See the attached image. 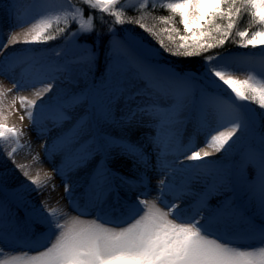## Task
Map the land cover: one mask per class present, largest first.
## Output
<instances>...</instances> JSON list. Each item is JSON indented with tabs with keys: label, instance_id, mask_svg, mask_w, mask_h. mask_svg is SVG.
Here are the masks:
<instances>
[{
	"label": "snow or ice",
	"instance_id": "6c2138e0",
	"mask_svg": "<svg viewBox=\"0 0 264 264\" xmlns=\"http://www.w3.org/2000/svg\"><path fill=\"white\" fill-rule=\"evenodd\" d=\"M78 2L90 10L87 16L72 0H32V19L17 16L15 28L21 31L0 32V75L20 70L11 88L0 82V153L15 164L18 150L31 147L21 143L27 133L7 123L4 102L9 94V107L19 100L20 120L26 117L33 129L43 119L59 127L72 121L53 142L61 155L54 171L71 212L50 207L47 200L39 206L28 203L30 192H42L53 177L47 172L43 178L32 177L24 170L28 183L9 190L18 205L24 204L23 219L0 199V264H264V0ZM158 5L168 14L146 23L151 16L147 9ZM130 6L139 14L126 15ZM97 19L110 36L104 86L93 85L87 96L65 89L45 101L64 74L73 83L72 63L82 76L95 65L97 53L80 38L95 31ZM125 24L138 26L159 49L131 34L118 39L116 26ZM62 38L63 44L52 51L60 56L61 49H79L71 63L36 54L35 46ZM226 43L249 51H216ZM16 44L26 47L6 55ZM160 49L172 57L202 61L195 72H180L160 63ZM29 88L33 99L17 95ZM83 104L87 107L74 118L72 112ZM193 109L202 146L195 135L186 143L181 140L180 128ZM145 118L157 129L150 143L160 176L151 199L152 157L146 145L131 139L145 126ZM111 125L122 129L119 137L106 131ZM114 148L119 152L113 153ZM214 153L224 156L209 159ZM118 156L131 161L134 178L110 166ZM97 157L86 183L73 178ZM196 184L201 185L198 192ZM50 186L54 192L57 186ZM122 189L143 190L132 199L122 197ZM213 197L217 202L210 205Z\"/></svg>",
	"mask_w": 264,
	"mask_h": 264
},
{
	"label": "rangeland",
	"instance_id": "374dc122",
	"mask_svg": "<svg viewBox=\"0 0 264 264\" xmlns=\"http://www.w3.org/2000/svg\"><path fill=\"white\" fill-rule=\"evenodd\" d=\"M8 1L9 0H6L5 3H7ZM72 3L75 4L78 7H84V10H85V12L88 15L90 10L87 8V6L81 5L78 2V0H72ZM5 6H6V4H5ZM135 7L136 6H130L127 9L136 11ZM149 8H150V6H149ZM87 15L85 14V16H87ZM32 16H33L32 8H29L28 11L23 12L19 16V19L23 20V21H30L32 19ZM98 16L99 15H97V17ZM6 19H7L6 14H3L2 12H0V32H3L5 34H7L9 29H14V30L18 29V28H15L16 23H14V21H11V26L6 30L5 29V23H4V21ZM111 19L112 18L110 16L105 15V20L106 21H111ZM104 25H105V27L107 29V25L106 24H104ZM76 27H77L76 24H72L71 29L75 30ZM116 31H117V38L118 39H122L125 36L131 34L135 38H137L138 40L143 41V43H144V45L146 47L147 46H151L152 48L159 49L158 47L150 44L142 35H138V34L134 33L130 26L128 27L126 25L125 26L124 25L123 26L117 25L116 26ZM93 33L94 34L91 35V36H86V37H81L80 38V43H84V41L87 40V46L92 47V49L97 53L96 63L92 67L91 71L88 72L86 75L82 76L80 74V72H79V65H76V64L72 63V68H73L72 79H73V83H68L67 74H64L62 76V79L55 81V87L53 88L52 92L48 93L45 96V98H44L45 101H48L49 98L54 97L58 92L62 93L63 90H65V89H70L72 92L83 91L85 93V96H87L89 94V92L91 90H93V85H95L96 88H102L104 86L103 82L105 81L106 76L108 75V71H109V69L106 67L108 65V63H109V61L107 59V57L109 56V53H107V49H105L103 46L100 45L101 37H100L99 33L95 32V31ZM107 35H108V37L110 39L109 34H107ZM106 39H107V37H106ZM62 44H63V41L58 46H61ZM48 45L49 44L35 46L38 49L36 54L37 55H46L49 60L59 61V63H61V64L65 63V62L71 63L72 61H74L75 57L79 55V49L72 48L71 50L61 49V53L62 54L60 56H56L55 53L52 50L57 48L58 46H56V47H52L51 46V48L49 49ZM24 47H26V46H24ZM40 49H46L47 52L42 53V52L39 51ZM248 51H245V52H248ZM237 53H243V52H237ZM161 55H162V51L160 50V58H159L160 63H162V64L163 63H167L168 65L171 66V64H169L166 61V59L165 60L162 59L163 57ZM101 62H103V63H101ZM101 65H102L103 69H104V66L106 67V71H105V73L103 75V80L102 81H95V83H93V80H94L93 74L96 72V67L98 69ZM238 78L243 79L244 77H243V75H240L238 73ZM13 79H15L14 76L9 78L8 76L0 75V82H3V84L6 87H8V88L12 87ZM85 83H88V85L84 86ZM141 86H142V83H141ZM33 91L31 92V95H33ZM19 93H17V95H20ZM11 99H12V94H9V96L7 97V99L4 102L5 115L8 116L7 123L9 124V126H16V124L20 123V128L23 127V129L25 131L31 130L30 137H32L34 140H36V141H39V140L44 141L49 136L51 131H55V130H58V131L66 130L67 131L69 129V123L71 121H66L63 124L62 127L54 126L52 124H48L46 127H44L45 123H47V121H49L48 119L41 120V126L40 127L36 128V129H33V128L28 129L29 127H26L27 126V124H26L27 122L25 121V119L23 120V122H21V120H20V116L23 114V111L21 110V106H20L19 100H17L14 108H10L9 105L11 104ZM81 99H84V97H81ZM85 107H87V104H83L80 107L81 111H79V112H83ZM252 107L255 108L256 106H252ZM119 115H120V112H119V110H117V119L119 118ZM72 116L75 117L74 114H72ZM196 118H197V113H196L195 109H193L191 111V113H190L189 124H193L194 126H196ZM151 125L152 124L148 123L147 118H145V126L137 129L133 133H136L137 131H142V130H145V131L146 130H150ZM41 127L46 129V131L41 132ZM106 131L111 132L113 135L114 134L121 135V133H122V129L120 127H118L117 125L106 126ZM193 135L196 136L197 142L198 141H203V139H204L202 133H198L196 130H194V132L184 134L186 142H187L188 138L190 136H193ZM146 149H150V146L146 145ZM8 150H10V149H8ZM20 150H22V149H20ZM20 150H18V151H20ZM214 155L217 156L216 160L222 159L223 156H224L223 153L214 154ZM47 157H49L51 159L53 158L55 162H59L60 158H61V155L59 154L58 148H56V147H54L52 145L51 154H49ZM11 164H13L12 160L8 159L6 154L0 153V184L13 185L14 183L19 182L23 178L22 172L24 170L18 169L16 166H13ZM0 199L5 200L9 204V206L11 208H12V205L14 203H16L15 198L13 197V195L9 191H5V190L4 191H0ZM23 217H24V215H23ZM89 218H91V217H89ZM36 230L40 231L41 230L40 226H38V228Z\"/></svg>",
	"mask_w": 264,
	"mask_h": 264
},
{
	"label": "bare ground",
	"instance_id": "6f19581e",
	"mask_svg": "<svg viewBox=\"0 0 264 264\" xmlns=\"http://www.w3.org/2000/svg\"><path fill=\"white\" fill-rule=\"evenodd\" d=\"M5 2H6V0H0V12H2L3 14H6L7 19L4 21V23H5V29L7 30L11 26V21H14V23H17L16 20H17L18 14L20 16L23 12H26L29 10V8H31L32 0H9L7 3H5ZM5 4H6V6H5ZM15 31H21V29L18 28ZM24 46L25 45H23V44H16L14 48L10 47L6 51L5 54L7 55L8 53L14 52L15 50L23 49V48H25ZM7 76L9 78L14 76L16 80H19L20 79V70L17 69L12 74L8 73ZM22 82L27 83V80L25 79ZM33 90L34 89L29 88L25 91H21L19 94L23 95V96H27L29 99H33L34 96L31 95V92ZM80 107H77L73 111L72 114H74L75 117L79 116L82 113V112H79V111H81ZM189 116H190V114H189ZM25 121L27 122L26 127H29L28 129H31L32 128L31 122L26 117H25ZM209 122L213 123V121H211V120ZM48 124H52L51 120L47 121V123H45L44 127H46ZM71 125H72V121L69 123V128L71 127ZM16 126L18 128H20V123L16 124ZM21 129L24 130L23 127ZM156 130H157L156 126L154 124H152L150 130L137 131L136 133L131 134V139H133V140L139 139L143 144L150 146V149H146V151L152 157V159H151L152 167L148 171V176L150 178V188H151V192H150L149 196L147 197L149 199H151L156 193V182L160 176V174L155 170V167H154V165H155V154L153 152V146L150 143L152 137L155 136V134H156ZM194 130H196V126H194L193 124H189V119H188L186 121V123L180 128L181 140L183 143L186 142L184 134L194 132ZM25 132L27 134L21 138V143L26 144V145L30 144L31 147L30 148L24 147V148H22V150L18 151L14 157L15 158V164L13 163L11 165H13V166H17L19 164L26 165V168L23 170H27L29 172V175L32 177H35L39 174V176L41 178H43L45 172L49 173L53 177V180L50 182L49 186L46 187L42 192H36V191L30 192V196L28 197V203L32 204L33 206H39L42 201L47 200L48 205L50 207L51 206H58V207L64 208L66 211L71 212V208L68 205V201L66 198H64V190H63V184L61 182V179L58 175H56V173L54 171V169L60 164L61 158H60L59 162H55L53 158L51 159V158L47 157L49 154H51V147L53 145L54 140L58 136H60L61 133L66 132V130L51 131L49 136L44 141H41V140L36 141L32 137H30L31 130L25 131ZM114 136L119 137L120 135L114 134ZM197 143L200 146L203 145V141H198ZM45 146H47L49 149L48 155L45 154ZM112 152L118 153L119 149L114 148V149H112ZM214 154L211 157H209V159L216 160L217 156ZM37 155H38L39 159L34 160L33 156H37ZM98 159H99V157H97L96 159L91 161L87 168L81 169L78 173L75 174V176L73 178L75 179L76 176L81 177V178H83L84 182L86 183V174L91 171L92 167L95 165V163L97 162ZM169 159H171V157H169ZM180 159L183 160V157H181ZM184 163L187 164V163H191V162L185 160ZM109 164L111 167L114 168V170L118 171L121 176H128L130 178H134L136 175V173L132 169L131 161L128 159H125L123 157L118 156V157H116V159L114 161L110 160ZM140 170L142 171L143 169L141 168ZM26 183H28V179H27V177L23 176V178L19 182H16L13 185L3 184V186H4L5 191H9L10 189L17 188L19 185L26 184ZM51 183H54L57 186L56 190L54 192L51 190V186H50ZM33 187H35V186H33ZM193 188H194V191L198 192L201 189V185L196 184L193 186ZM142 190L143 189H136L135 191H129V192L125 193V191L122 189L121 190V196L122 197L127 196V197H131L132 199H135L138 192L142 191ZM78 191H81V190H78ZM191 199L192 198H188V201H186V202H191ZM57 201H59L58 205L56 203ZM216 202H217L216 197H213L212 199L209 200L210 205H215ZM12 209L14 212H19V217L22 220L23 215H24V210H26L24 207V204L18 205V203L16 201V203H14L12 205ZM72 214L75 215L74 212ZM38 226L39 225L36 226V229L38 228Z\"/></svg>",
	"mask_w": 264,
	"mask_h": 264
},
{
	"label": "trees",
	"instance_id": "16d2710c",
	"mask_svg": "<svg viewBox=\"0 0 264 264\" xmlns=\"http://www.w3.org/2000/svg\"><path fill=\"white\" fill-rule=\"evenodd\" d=\"M147 10L149 12H151V16H148L146 21H145L148 24L157 23V21H154L152 19V16H160V15H167L168 14L160 6H157V8L155 10H153L151 7L148 8ZM125 11H126V15H138L139 14L138 12H136L134 10L126 9ZM84 13L87 15L85 10H84ZM96 15H100V14L97 13ZM125 25L128 26V27L130 26L134 33H136L138 35H142L150 44H152V45H154V46L159 48V45L152 39V37H150L146 32H144L138 26L132 25V24H125ZM95 32L99 33V35L101 37L100 45L103 46L105 49H107V53H109L108 52V47H109L110 39H109V37L107 35L108 32H107V29H106L105 25L101 24L98 19L96 21ZM93 34L94 33H92L91 35H93ZM106 37H107V39H106ZM62 41H63V38L55 40V41H52V42H49L48 48L50 49L51 46L52 47H56ZM160 50L162 51V55H161L163 57L162 59H164V60L166 59V61L169 64H171V67L176 68L180 72H183V71H193V72H195L199 68V66L201 64V61H202L201 57H192V58H188V59L172 57V56H169L167 53H164L162 49H160ZM248 50L249 49L237 48L236 45H234L232 43H226V45L224 46L223 49H217L216 51H220V52H245V51H248ZM101 63H103V62H101ZM105 71H106V67L105 66H104V69L102 68V65L98 69L96 67V72L93 74V78H94L93 83H95V81H102ZM87 85H88V83L84 84V86H87ZM253 106H255V105H253Z\"/></svg>",
	"mask_w": 264,
	"mask_h": 264
}]
</instances>
